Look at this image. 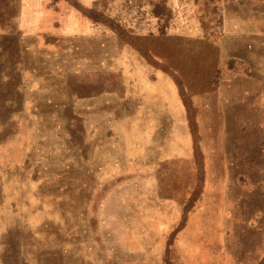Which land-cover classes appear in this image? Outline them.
Here are the masks:
<instances>
[{
  "label": "rangeland",
  "instance_id": "rangeland-1",
  "mask_svg": "<svg viewBox=\"0 0 264 264\" xmlns=\"http://www.w3.org/2000/svg\"><path fill=\"white\" fill-rule=\"evenodd\" d=\"M0 264H264V0H0Z\"/></svg>",
  "mask_w": 264,
  "mask_h": 264
}]
</instances>
